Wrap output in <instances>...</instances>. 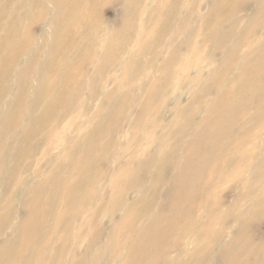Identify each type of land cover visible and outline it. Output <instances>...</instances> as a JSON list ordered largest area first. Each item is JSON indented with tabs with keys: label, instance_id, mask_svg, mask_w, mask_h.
I'll use <instances>...</instances> for the list:
<instances>
[{
	"label": "rangeland",
	"instance_id": "rangeland-1",
	"mask_svg": "<svg viewBox=\"0 0 264 264\" xmlns=\"http://www.w3.org/2000/svg\"><path fill=\"white\" fill-rule=\"evenodd\" d=\"M152 1L153 0H145L146 4L142 9L145 14L148 11L147 9H151L153 5ZM181 1L184 2L182 3ZM159 2L160 0H158V3ZM161 2L163 3H159V6H157L158 11L160 10L159 12H161L166 7L170 8L169 10L172 9L175 11L173 17L175 21L173 19H171L170 22L165 21L167 30L163 34V36H165L164 40L163 42L159 43V45L157 44L155 46L157 58L153 59V52H148L141 58V51H147L150 49L151 44L156 43L158 37H156L157 35L155 32L160 26H162L164 21L159 15L157 9H154L153 13L155 14V18L153 16V19L151 18V20L146 21V24L150 26L149 30H140L142 27L140 26L142 25L140 22L143 21V17L141 15L143 14V11L137 9V12L133 18L129 17L126 19L130 21V29H132L134 26V30L130 34L131 36L133 35V41L128 38V46L126 48L127 50L125 49L123 53L116 55L117 62L114 65L117 67V69L116 72L114 71L115 75L113 78L110 77L111 81L106 80L103 82L101 77L99 79L95 78V83H103L104 86L102 87H104V89L101 93L99 92L96 95H93L91 98L87 97L88 89L83 88L80 91L82 98L79 100H84L83 104L85 105V109L83 111L84 114H70L69 112L66 113V110L61 113L63 118H61L60 121H57L59 125L58 131L55 130L47 132L45 135L47 141L41 146V149L32 156L29 155L26 157V159H24L23 162H26L28 168L22 170L20 172V176H24L23 182L25 183H23L18 188L13 197H7L10 202L7 208L0 206V218H6L7 215L12 212V214L14 213V216L11 218L13 224L17 225L23 223L25 213L27 212L26 207L30 208L34 205L35 207L39 208L37 197L33 198L32 200H28V202L24 205L21 204L22 201L25 202L23 191L29 188L30 180L27 182V178L31 177L30 179H32L34 183L38 177L39 184H42V180L49 177L51 175L50 173H52L55 168V170L59 171L57 174H59L60 178L58 179L57 175V180H62V177L65 175H60V170L62 169L61 165L65 162H71V158L65 157L69 143L67 140L81 139L82 141H86L85 144L87 146H96V148L90 153L92 155H100L102 154L100 147L104 146L105 135L108 136V140L105 142V149L107 152H112V154L106 158V163H104L103 166L96 169L98 170L97 173L101 178L100 188L103 190L98 188L95 192H91V194L95 195V199L89 205V211H84L87 216L84 214L83 218L78 223L70 225V230L67 229L69 231L65 230L64 232H59L58 237L61 239L64 237V244H62V246L60 245L62 249L60 248L61 250L59 249L56 251L57 256L54 255V261L52 260L50 264H153L157 260L158 261L154 264L264 263L262 262L264 259V189L260 190L258 188L257 190L253 191L250 188L253 185V181L255 180L254 177L252 178V175L257 174L260 171V169L257 167L259 163H257L258 157L255 161H252L251 158L239 160L241 162L236 163V165L234 164L236 169L230 175H228L226 171L223 173L220 170L222 164L223 168L221 169H224V166L229 161V158L211 157L222 150L220 146H222L223 140L228 136L230 126L236 121L237 117L242 114L243 104L249 102L250 100L243 93H236L232 95L224 94L217 98L218 91L215 92L214 90H211L210 93L206 95V97L204 96L205 98L203 99V102H201L202 104L200 103L201 105H199L202 106V109L199 107V110H194L196 113L193 111L192 115H190L191 111H188L191 110L188 109L189 106L198 105L197 103L195 104L194 101L198 96L203 94L205 88L208 85H212V81L216 79L218 73L220 74L218 71L220 67L219 63L221 61L224 62L225 60V62H227L228 60L226 55H224L225 57L223 56V51L214 53V51L210 50L212 48H208V46L213 47L214 44H201L200 47L197 48V41L201 38L199 35L201 33L200 27L202 26L200 18L203 17V15L209 14V12L211 13L210 7L212 0L198 1L201 2V4L199 5L198 10L195 12L196 14L191 11L196 5L194 0H180L172 7L168 6L169 4L167 3V0H163ZM185 2L187 4L189 2L190 3L187 5ZM126 4L130 3L127 0L118 2L112 1L111 3L109 2L103 5L98 11L99 14L97 13L96 20L100 25H97V28L104 29L106 33L101 34L102 39L99 37H97L99 39L96 38L98 41L95 39V42H97V48H102L103 44L110 36L121 37L125 32L119 30L120 28H118V26L122 22L123 9ZM258 7L263 9V13L260 14L259 17L261 20L253 18L254 12ZM233 8L240 10L238 12H234L237 14L236 17L239 19V22L235 27L231 42L234 40L235 43H240L238 36L243 37V35L238 34L237 36L239 31H246V29H250L252 23L258 24L264 22V0H244L238 6H233ZM227 12L230 13L231 11L228 10ZM50 19L52 18L50 17ZM183 20H186L187 23H184ZM226 24L227 23H224L222 28L225 27ZM195 26L196 28L194 29ZM211 27L212 26L208 28L211 29ZM208 28L205 29V34L208 33ZM186 29L189 31V37L193 35L192 38L187 40L189 45H191V48L178 54L179 58L182 56L181 59L178 58V64L177 62L175 64H170L165 69H162L163 71H161V69L152 70V68L155 67H163L164 63L171 57V47H174L178 42L188 38L186 36ZM48 31L47 24H35L30 29L28 28V30L24 33V35H26L25 40H27L26 38L28 37L29 39H35V41L38 40V43L39 41L44 43V41H41L40 39L42 36H44V34H47ZM28 32L29 34L31 33V36L28 34ZM179 34H181V36ZM221 34L222 30H219V32L215 34V37L217 38ZM260 37L264 38V32L260 34ZM16 39V36L13 37V40ZM131 43L134 44L132 45ZM255 43L256 42L253 41L251 45H254ZM106 47L107 46H105L104 50L102 51L105 52ZM32 50L33 46L31 47L30 51L32 52ZM101 54L103 57H106L102 52H99L97 57H99ZM29 55L30 53H27L26 57L21 58L22 60L20 63H18V65H16L17 67H14L15 73H12V76L9 77V80L6 83L9 91V96L7 95L8 97L5 100L6 102H9V100L12 99L10 95H13L12 88L14 87L17 80V76L15 75L17 72L24 69V66H26L29 59L27 56ZM129 58L130 60L133 59V62L129 61ZM24 60H26V62ZM171 60L172 59H170V61ZM127 61L132 62V64L138 63L136 64L138 66H134L136 69L135 71H123L122 68H124L125 65H130V63H127ZM89 66L90 65L87 66L81 62L78 71H81L82 73L83 71L88 70ZM111 70V68L106 69L104 71V75L108 76ZM90 71L91 70L89 69L88 72ZM96 71L97 70L93 69L92 73ZM173 73L174 77L172 75ZM260 73L259 81L260 84L264 85V68L260 69ZM121 74L123 75L122 77ZM117 75H120L121 77L117 78L118 81L115 78ZM162 77H164L162 83L159 86H157V84L156 86L152 87V85L157 81H160ZM118 83L122 84L121 89H119L121 95L119 94L117 97L116 95H113L112 97L105 96L106 92L116 88ZM99 86L100 84L96 83L94 89L98 88ZM127 86L132 88L129 90V93H127L126 98L121 99L122 92L124 89L127 90ZM104 90H106L105 93ZM149 90L154 92L153 95L156 97V100L150 104L149 108L150 110L155 111L160 107L159 116L161 118L158 119L155 117V115L148 116L147 118L141 116L143 119H139V125H136L135 120L137 117H140L139 112L142 109L141 107L143 102H145V100L148 98L147 92ZM153 95L152 97H154ZM107 97L108 100H106ZM215 103H217L216 108H214L212 111H209L211 107H214ZM95 114L99 115H97L94 119L92 117H94ZM206 114H208V117L212 119V122L205 123V121H203V124H196L197 122H194V124L192 123L193 126H191L192 128L190 127L191 130L184 136L179 137L180 139L177 142L178 145L176 149H174L176 156L170 161H162L163 155L166 154L168 149L171 148V145H173L172 141L174 135H178V129L181 128L180 126L185 123L187 124L188 120L191 118H193L192 122L198 121L203 117H205L207 120ZM251 114H254V110H251ZM187 115L190 116L188 117ZM22 117L24 118V114ZM100 118L102 119L101 122H99ZM22 121H24V119ZM21 125L22 127H25V122H21ZM255 127L256 126L252 127L253 130L251 129V131H249L247 134L251 138L256 132L254 130ZM165 128L167 129L166 132L168 133L166 136L163 134V129ZM93 129H95V132L97 131V133L92 136L89 131ZM62 130H68L67 136H65V138V134L59 135ZM107 130L109 132H107ZM21 131L22 130L18 129L15 134L19 135L21 134ZM112 131H114V133L110 136L108 133ZM262 134L264 137V131ZM171 136L173 137L172 139H170ZM95 137L98 138V140H93L91 142V140ZM189 139H191V144L185 150L186 157L183 158L181 155L182 152L180 145L182 144V141L184 143ZM110 140L113 142V145L108 146L107 142ZM262 143H258L257 145L253 144L252 146L248 147H242L241 149L237 147L234 149V152H236V155H242L244 153H247L248 155H254L255 151L258 149V155H260L261 151L263 150H259V148L263 145ZM81 144L82 142H79L77 145L81 147ZM40 145L38 148H40ZM57 145H59L61 148ZM50 147L54 149L52 152ZM44 148L46 149V153L44 152ZM49 152L51 153L49 154ZM59 152L60 155H57ZM80 153L81 151L78 150L77 154ZM57 157L60 159H57ZM56 163L58 166H56ZM146 163L147 165H145ZM160 165H163L162 178H164V186H167L168 181H173V184L177 187V189L163 187L154 195V201L156 200L157 202L155 201V211L154 214H152V217H154L156 220L152 217L150 218L153 220V223L150 222L146 232H143V237L142 232L138 231V229L140 230L142 226H145L143 225L145 219H140L138 222L140 223V226H142L135 227L138 233L135 231L136 233L134 232V234H132V236L135 235L136 238L132 239V241L129 239L128 243H126L127 240H122L123 237L118 238V232L121 229L120 226H123V220L121 216L122 213L113 207L118 204L129 203L133 201L135 198L141 196L142 192L139 191L138 187H133L126 189L127 191H124L122 196H120V188L124 185L128 176L134 173L135 170H138V167L140 166L143 167L140 169L141 171L139 170V175L137 178L139 181L142 180L143 182H141L146 185L154 177L153 175L155 172V167ZM95 166L99 165L95 164ZM124 166H126L125 169H123ZM147 166H149V168ZM68 167L71 170H74L75 168V166H72V164ZM87 170L89 173L90 170L88 166ZM83 172H85L84 169ZM219 178H225V181L219 185H216V201L218 200L216 203L219 205V208H217V210L216 208L213 210H204L202 207L203 200L201 199H204L207 191L203 188L205 186H211L217 180H219ZM63 181L66 182L70 180L65 176ZM33 186L34 185H32V187ZM259 191L260 196L258 195ZM209 195L212 196V193ZM209 195L207 194V196L210 198ZM243 196L246 198H243ZM252 198L254 199L252 200ZM259 198H262L263 202H259ZM184 199H186V201ZM183 201L187 203H184ZM187 206L189 207L187 208ZM101 207L102 210H100V216L98 215V217H96L94 223L89 224L91 215L96 209ZM60 213V211L55 212L53 217L55 215V217H58V215L60 216ZM224 219H226L225 222L223 221ZM224 223L225 226L223 225ZM152 226H154L155 229ZM52 227L53 225L50 227V230H52ZM157 231L159 233H157ZM9 233L10 229H7L3 235V238L0 237V240L7 239ZM148 233L150 236H148ZM139 235L142 236L138 237ZM146 237L148 238L146 239ZM137 239L140 243L136 241ZM249 239L250 243L247 241ZM186 244L188 246V250L186 248L188 253L186 255L179 254V251ZM50 248V243H42L40 248L41 256H44L46 249L50 251ZM223 252L224 254H222ZM207 254L208 257L206 256ZM152 256L154 258L153 260L151 259ZM55 257L58 258L56 259ZM149 260L152 261L150 262ZM32 263L40 264L38 260H35Z\"/></svg>",
	"mask_w": 264,
	"mask_h": 264
},
{
	"label": "bare ground",
	"instance_id": "bare-ground-1",
	"mask_svg": "<svg viewBox=\"0 0 264 264\" xmlns=\"http://www.w3.org/2000/svg\"><path fill=\"white\" fill-rule=\"evenodd\" d=\"M112 1L118 2L124 0H0V206H4V208H7V206L10 204L7 197H13L17 192L18 188L23 183H25L23 182L24 176H20V172L28 168L26 162H23L24 159H26V157H28L29 155L32 156L41 149V146L44 145L47 141V139L45 138L47 132L55 130L58 131L59 125L57 121H60V119L63 118L61 113L66 110V113L69 112L70 114H84V100H79L82 98L80 91L83 88L88 89L87 97L91 98L93 95H96L99 92L101 93L104 89V87H102L104 86V84L101 82H96L100 84V86L94 89L96 79H99L101 77V80L103 82L106 80L111 81V78H113V76L115 75L117 69V67L114 65L117 62L116 55H119V53H123L125 51L128 46V38L133 41V35L131 36L130 34L134 30V26L132 29H130V21L126 19H128L129 17L133 18L137 12V9L142 10L146 2L145 0H127L130 4H126V6H124L122 14V18L126 21L122 19L121 24H119L118 26V28H120L119 30L125 32L121 37L110 36L107 41L103 44V47H98V49L97 42H95V39L97 37L101 38V34H105L106 32L102 28H97V25L100 24L97 23L96 16L103 5L109 2L111 3ZM161 1L163 0H160L159 3L162 4L163 2ZM179 1L180 0H167V3L169 4L167 5L169 7H172ZM198 1L200 0H194V3H196V5L195 7H193V10H191L193 11V13L198 10L199 5L201 4V2ZM243 1L244 0H212V4L210 7L211 13L209 12V14L203 15V17L200 18V21L202 22V26L200 27L201 33H197L201 36V38L197 41V48H199L201 44H214L213 47L208 46V48H212L210 50L214 51V53L223 51V56L226 55V58H228V60L227 62H225V60L224 62L221 61L219 63L220 67L218 71L220 72V74L218 73L216 79L212 81V85H208L205 88L203 94L201 96H198L197 99L194 101L195 104L197 103L198 105L189 106L188 109L191 110H187L191 111L190 115L193 114L194 110L198 111L199 107H202L199 105L202 104L201 102H203V99L206 97L207 94L210 93L211 90H214L215 92L218 91L217 98L224 94L232 95L236 93H243L249 98L250 101L244 103L242 106V114H240L237 117L236 121L230 126L229 134L223 140L222 146H220L222 150H220L216 155L211 157L229 158V161L224 166V169H221L223 168V164L220 168L223 173H225L226 171L228 175L232 174L235 171L236 163L241 162L239 160L251 158L252 161H255L258 157L257 163H259L257 167L260 169V171L259 173L252 175V178L254 177L255 180L253 181V185L250 187L251 190L255 191L258 188L260 190L264 189V137L262 134V132L264 131V85L260 84L259 81V75L261 74L260 69L264 68V38L260 37V34L264 32V22L258 24L252 23L250 29H246V31H239V33H237V36L238 34L243 35V37L238 36L240 39V43H235L234 40L231 42L233 32L239 22V19L236 17L237 14H235L234 12H238L240 10H237V8H233V6H238ZM159 3L158 0H153V8L151 7V9H147L148 11L146 14L142 10L143 14H140L143 17V21L140 22L142 23V25H140L142 27H139L140 30H149L150 26L146 24V21L151 20L153 16L155 18V14L153 12L154 9H157ZM169 9L170 8L166 7L161 12H159L160 10L158 11L157 9L159 15L161 16L164 22L162 23V26H160L159 29L155 32L157 35L156 37H158L156 43L151 44L150 49L147 48V51H141V58L148 52H153V59L157 58L155 46L157 44L159 45V43L163 42L164 40L165 36H163V34L167 30L165 21L170 22L171 19L174 20L173 17L175 11ZM228 10H230L231 12L228 13ZM262 13L263 9L261 7H258L257 10L254 12L253 18L261 20V18L259 17ZM50 17L52 19H50ZM183 21L184 23H187L186 20ZM224 23L227 24L225 27H223V29L222 26ZM35 24H47L49 31L47 32V34H44V36H42L40 39L41 41L43 40L44 43L39 41V44L38 40L35 41V39H29L28 37L26 38L27 40H25L26 35H24V33L28 30V28L30 29ZM210 26H212L211 29L208 28ZM195 28L196 26L194 27V29ZM207 28L209 30L208 33L205 34V29ZM219 30H222V34L216 38L215 34L219 32ZM181 34L179 35L181 36ZM29 35L31 36V33ZM15 36L17 37V39L13 40V37ZM186 36L188 37L186 38V40L184 39L178 42L174 47H171L172 50L170 51V59L172 60L170 61V59H168L164 63L163 67H155L152 68V70L161 69V71H163L162 69H165L170 64H175L179 59H181L182 56L181 58H179L178 54H180L182 51H187V49L191 48V45H189V42L187 40L192 38L193 35L189 37V31L187 30ZM253 41H255L256 43L254 45H251ZM32 46L33 50L31 52L30 50ZM105 46H107L105 50L106 53L102 51L104 50ZM99 52L104 53V56L106 57H103L102 54V56L99 55V57H97V54ZM27 53H30V55L27 56L29 57L27 64L26 66H24L23 70L16 73L15 76H17V80L14 87L12 88L13 95H10L12 99H8L9 102H6L5 100L9 96V91L6 83L9 80V77L12 76V73H15L14 67L18 65V63H20V61L22 60L21 58L26 57ZM26 60L24 61L26 62ZM132 60L133 59L130 60L129 58V61ZM129 61H127V63ZM81 62H83V64H86L87 66L90 65L89 69L91 71L88 72V69L86 71H83L82 73L81 71L79 72L78 70ZM132 62H129L130 65L125 63L128 66L125 65L124 68H122L123 65L121 66L124 72H133L136 70L134 66L138 63L132 64ZM113 67L116 68L114 69ZM108 68L112 69L108 74L109 77L104 75V71ZM93 69L97 71L92 73ZM172 75L174 77V73ZM122 76L123 75L121 74V77ZM119 77L120 75H117L115 77L116 80ZM163 80L164 77H162L160 81H157L155 84H153L152 87L156 86L157 84V86H159ZM121 85L122 84L118 83L116 88L106 92L105 96H119V89H121ZM129 86H127V90L124 89L123 92V89L121 90V99H125L127 93H129V90H131L132 87ZM105 91L106 90H104V93ZM149 91L147 92L148 98L145 100V102H143V105L141 107L142 109L139 112L140 117H137L135 120L136 125H139L138 120L141 118L143 119V117L147 118L148 116L155 115L156 118H161L159 116L160 107L155 111H152L149 108L150 104L156 100V97L153 95L154 92ZM152 95L154 97H152ZM108 97L106 100H108ZM216 106L217 103H215L214 107H211L209 111L214 110ZM251 110H254V114H251ZM23 114L24 118L22 117ZM97 115L95 114L92 118L95 119ZM190 115L187 116L189 117ZM206 115L207 120L205 119V117H203L198 121L192 122L193 118H191L190 120H188L187 124L185 123L180 126L181 128L178 129V135H174V138L172 136L170 137V139L173 138V145H171V148L168 149V152L163 155L162 161H170L176 156L174 149H176L178 145L177 142L180 139L179 137H182L187 134L191 130V126H193L194 122H197L196 124H203V121H205V123L212 122V119L208 117V114ZM23 119L24 121H22ZM101 121L102 119L100 118L99 122ZM21 122H25V127H22ZM254 126H256L254 129L256 132L251 138L247 134L249 133V131H251L252 127ZM18 129L22 131L21 134L16 135L15 132ZM166 130V128L163 129V134L165 136L168 134ZM91 131H89V133H91L92 136L97 133V131L95 132V129ZM67 132L68 130H62L59 135L65 134V138V136H67ZM107 132L109 131L107 130ZM113 133L114 131L108 134L111 136ZM93 140H98V138L95 137L91 140V142ZM107 140L108 136L105 135L104 146L100 147V151L102 153L100 155H92L90 152L95 149L96 146H87L85 144L86 141H82L81 139L67 140L69 143L68 146L65 143L67 146L65 157L71 158V162L62 163V169L59 170L61 171L60 175H65L67 178H69L70 181H63V178L65 176L62 177V180H57L56 176L58 175V179L60 177L59 174H57L59 173V171L55 170V168L54 171L50 173L51 175L49 177L44 178L42 180V184H39L38 177L36 181H34V183L33 180L30 179L31 177L27 178V182L30 180L29 188L23 191V197L25 199V202L22 201L21 204L24 205L28 202V200H32L33 198L37 197L39 208L35 207L34 205L30 208L26 207L27 212L25 213L24 221L23 223L17 225H14L12 222L11 218L14 216V213L12 214V212L7 215L6 218H0V237L3 238V235L5 234L6 230L10 229V233L8 234L7 239L0 240V264H33L32 262L35 260H38L40 264L51 263L54 258V255L57 256L56 251H58L61 248L62 244H64V237L62 239L58 237L59 232H64L65 230L69 231L70 225L78 223L83 218V215H86L84 211H89V205L95 199V195L91 194V192H95L101 186V178L97 173L98 170L96 169L98 167L103 166L104 163H106V158L112 154V152H107L105 149V142ZM190 140L191 139L186 140L184 143L183 141L181 142V155L183 156V158L186 157L185 150L191 144ZM79 142H82L81 147L77 145ZM258 143L263 144L259 148L260 151L263 149L260 155H258V149L255 151L254 155H248L247 153H244L242 155H236V152H234V149L237 147L241 149L242 147L252 146L253 144L257 145ZM39 145L40 148H38ZM107 145L111 146L113 145V142L110 140L107 142ZM51 147L50 150L52 152L54 149ZM78 150L81 151L80 154H77ZM44 152L46 153V149L44 150ZM51 152H49V154ZM57 155H60V152ZM57 159L60 158L57 157ZM71 164L72 166H75L74 170L69 169L68 166ZM95 164L99 166H95ZM145 165H147V163ZM56 166H58V164ZM87 166L90 170L89 173L87 170ZM142 167L143 166L138 167V170H135L134 173L128 176V178L125 180L124 185L120 188L119 191V195L122 196L124 191H127L126 189L138 187L139 191L142 192L141 196L135 198L129 203L118 204L113 207L114 209L121 211L122 213L120 214L122 216L123 226H120L122 230H119L118 238L123 237L122 240H127L126 243H128L129 239L132 241V239L136 238V236H132V234H134V232L136 231L135 227L140 226V223L138 222L140 219H145L143 222V225L145 226L141 225L142 228L140 230L138 229V231L142 232V235L143 232H146V229L150 222L153 223V220H151L150 218L152 217V214H154V207L155 203L157 202L156 200V202L154 201V195L163 187L169 189H177V187L174 186L173 181H168L167 186H164V178H162L163 165L155 167V172L153 175L154 177L151 179L150 182L144 185L142 183L143 181H139V179L137 178L139 175V170ZM147 167L149 168V166ZM82 168L85 172H83ZM125 168L126 166L123 167V169ZM223 181H225V178H219V180H217L211 186H205L203 188L207 191L204 199H201L203 200L202 207L204 210H213L214 208H216L217 210V208H219V205L216 203L218 201H216V185L221 184ZM32 185L34 186L32 187ZM100 189L103 190L102 188ZM211 193L212 196L209 195ZM207 194L210 196V198L207 196ZM258 195L260 196V191ZM243 198L246 197L243 196ZM253 199L254 198H252V200ZM184 200L186 201V199ZM258 200L259 202H263L262 198H259ZM189 206H187V208ZM100 210H102V207L96 209L95 212L91 215V218L89 219V224L94 223L96 217H98V215L100 214ZM58 211L61 212L60 216L58 215V217H55V215L53 217L54 213ZM152 218L155 219L154 217ZM226 219H224L223 221L225 222ZM52 225V230H50V227ZM223 225L225 226V223ZM152 227L154 228V226ZM138 231L136 232L138 233ZM157 233L159 232L157 231ZM141 236L139 235L138 237ZM148 236H150L149 233ZM147 238L148 237H146V239ZM136 241L140 243L138 239ZM247 241L249 242L250 239ZM42 243L51 244L50 251L46 249L44 252V256H41L40 252ZM186 248L188 250L187 244L179 251V254L186 255L188 253L186 251ZM222 254H224V252ZM162 255L164 256L163 253ZM206 256L208 257V254ZM151 259H154L153 256ZM262 262H264V259Z\"/></svg>",
	"mask_w": 264,
	"mask_h": 264
}]
</instances>
